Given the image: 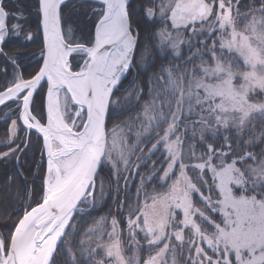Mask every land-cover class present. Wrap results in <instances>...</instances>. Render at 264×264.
Here are the masks:
<instances>
[{"label":"snow or ice","instance_id":"obj_1","mask_svg":"<svg viewBox=\"0 0 264 264\" xmlns=\"http://www.w3.org/2000/svg\"><path fill=\"white\" fill-rule=\"evenodd\" d=\"M69 4L0 0V264H264V0Z\"/></svg>","mask_w":264,"mask_h":264},{"label":"trees","instance_id":"obj_2","mask_svg":"<svg viewBox=\"0 0 264 264\" xmlns=\"http://www.w3.org/2000/svg\"><path fill=\"white\" fill-rule=\"evenodd\" d=\"M6 3L8 4L9 9L13 12H16L18 7L22 8L24 11V14L29 17L30 26L33 29L35 28L36 26V14H35L36 0H6ZM73 5H75L74 8H73ZM89 6H90V0H70L69 10H68V19H69V23L71 27L78 34H86L88 32V29L91 26L90 21L88 19V17L91 15V13L88 11ZM39 47L40 45L37 42L35 44H30L27 50L34 53L36 57L38 58ZM21 50H24V49H21ZM32 63H33V66H35V62L33 61ZM5 111L7 110L0 108V118L3 117V113ZM6 136H7L6 125L3 122V120L0 119V139L5 138ZM4 170H5L4 166L0 165V185L3 184ZM10 210H11V194L5 193L4 191L0 190V213H3L4 211L10 212ZM93 215H96V214L94 213Z\"/></svg>","mask_w":264,"mask_h":264},{"label":"rangeland","instance_id":"obj_3","mask_svg":"<svg viewBox=\"0 0 264 264\" xmlns=\"http://www.w3.org/2000/svg\"><path fill=\"white\" fill-rule=\"evenodd\" d=\"M89 8V7H88Z\"/></svg>","mask_w":264,"mask_h":264}]
</instances>
